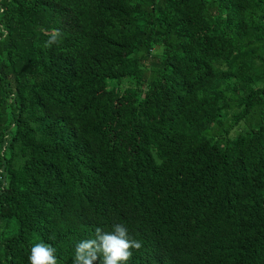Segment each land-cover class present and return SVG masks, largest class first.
<instances>
[{
  "label": "trees",
  "instance_id": "1",
  "mask_svg": "<svg viewBox=\"0 0 264 264\" xmlns=\"http://www.w3.org/2000/svg\"><path fill=\"white\" fill-rule=\"evenodd\" d=\"M115 224L264 264V0H0V264Z\"/></svg>",
  "mask_w": 264,
  "mask_h": 264
},
{
  "label": "clouds",
  "instance_id": "2",
  "mask_svg": "<svg viewBox=\"0 0 264 264\" xmlns=\"http://www.w3.org/2000/svg\"><path fill=\"white\" fill-rule=\"evenodd\" d=\"M55 37L49 42H54ZM140 241L130 237L124 224H115L111 231L97 227L94 238L80 240L75 245L73 264H127L133 250H139ZM29 264H57L56 248L45 243L31 247Z\"/></svg>",
  "mask_w": 264,
  "mask_h": 264
},
{
  "label": "rangeland",
  "instance_id": "3",
  "mask_svg": "<svg viewBox=\"0 0 264 264\" xmlns=\"http://www.w3.org/2000/svg\"><path fill=\"white\" fill-rule=\"evenodd\" d=\"M130 86V84H129V82L128 81H125V82H123L122 83V88H127V87H129ZM229 122L227 121V124H228ZM236 131H237V129L235 128V129H233L232 130V132H231V134H235L236 133ZM217 132V131H216Z\"/></svg>",
  "mask_w": 264,
  "mask_h": 264
}]
</instances>
